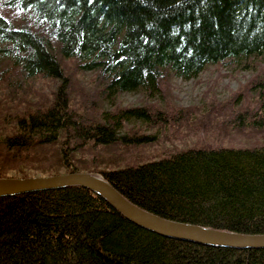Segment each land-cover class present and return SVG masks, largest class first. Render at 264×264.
I'll return each instance as SVG.
<instances>
[{"label": "trees", "instance_id": "trees-1", "mask_svg": "<svg viewBox=\"0 0 264 264\" xmlns=\"http://www.w3.org/2000/svg\"><path fill=\"white\" fill-rule=\"evenodd\" d=\"M252 57L264 0H0V178L100 173L162 217L263 234L264 65L206 104H178L170 81ZM77 70L96 71L101 94L79 91ZM36 76L59 81L52 99L31 102ZM135 92L147 103L96 107ZM0 264H264V248L166 237L72 186L0 196Z\"/></svg>", "mask_w": 264, "mask_h": 264}, {"label": "rangeland", "instance_id": "rangeland-1", "mask_svg": "<svg viewBox=\"0 0 264 264\" xmlns=\"http://www.w3.org/2000/svg\"><path fill=\"white\" fill-rule=\"evenodd\" d=\"M65 64L68 74L72 70L73 65L69 61ZM259 65H264V58L252 57L239 62L228 61L225 65H209L197 77L189 80H183L172 76L170 81L172 82L176 102L182 106H188L191 104H206L213 97H216L217 99L228 98L232 91L238 89L241 83L246 82L252 74L258 71L257 67ZM71 75L74 76L75 79L79 80L80 88L78 90L85 94L88 92L91 95H99L104 89L105 84L97 79L96 71L77 70L72 72ZM26 84L31 86L33 85V88L35 89V93L30 96L31 102L42 103L45 100L53 98V93L57 90L59 81L44 78L42 76H36L34 78H30ZM10 95L9 89H6L4 84L0 82V104H6L7 97L9 98ZM73 98L75 100L78 99L75 94H73ZM145 103H147V101L143 98L141 93H122L116 98L101 101L99 105H96V107L99 108V112L101 114V110H114L115 108L122 106L138 107L144 105ZM217 138L220 139L219 137ZM217 138L215 136L213 137V139ZM194 140V137L188 136L184 138L183 141L169 142L166 145L171 146L172 144H175L179 147H186L191 145ZM253 141L256 140L245 139L226 143L250 145L253 144ZM140 152L141 151H137V153L134 152L133 154L137 155ZM146 152L149 153L150 150L148 149ZM25 172H27L29 176L40 175L31 168H25ZM11 175L22 177V173L17 172V170L11 171Z\"/></svg>", "mask_w": 264, "mask_h": 264}, {"label": "water", "instance_id": "water-1", "mask_svg": "<svg viewBox=\"0 0 264 264\" xmlns=\"http://www.w3.org/2000/svg\"><path fill=\"white\" fill-rule=\"evenodd\" d=\"M81 186L103 197L129 220L160 235L216 247L264 248L263 234H242L187 222L174 221L146 210L129 200L101 174L72 172L55 175L0 178V196Z\"/></svg>", "mask_w": 264, "mask_h": 264}, {"label": "bare ground", "instance_id": "bare-ground-1", "mask_svg": "<svg viewBox=\"0 0 264 264\" xmlns=\"http://www.w3.org/2000/svg\"><path fill=\"white\" fill-rule=\"evenodd\" d=\"M167 219H169V218H167ZM171 220H173V219H171ZM174 221H177V220H174ZM180 222H182V221H180ZM188 223V222H187ZM192 224H196V223H192ZM196 225H199V224H196ZM236 232V231H235ZM239 233H242V234H247V233H245V232H239ZM250 234H252V233H250ZM175 239V238H174ZM191 242V241H190ZM195 243V242H194ZM199 244V243H198ZM210 246H212V245H210ZM248 249H251V248H248Z\"/></svg>", "mask_w": 264, "mask_h": 264}]
</instances>
